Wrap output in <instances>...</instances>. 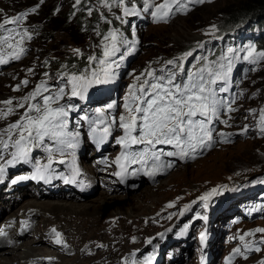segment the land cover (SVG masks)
I'll return each mask as SVG.
<instances>
[{
  "label": "rangeland",
  "instance_id": "374dc122",
  "mask_svg": "<svg viewBox=\"0 0 264 264\" xmlns=\"http://www.w3.org/2000/svg\"><path fill=\"white\" fill-rule=\"evenodd\" d=\"M163 1L153 0V3L159 5ZM236 1L205 0L200 5L192 6L184 14H176L171 18L168 17L165 21L157 22L152 16V12L156 10L155 7H149L146 12L141 13L142 17L138 21L135 9L139 7L140 0H124L123 6H120L118 2L114 3L113 0H108L110 7L105 6L102 0H80L78 4L76 0H0V22L4 18L14 17L23 12L28 13L27 17L22 18L18 24L7 26L11 31L0 29V56L5 59L6 56L11 57L9 56L10 53L18 52L20 47L25 50L17 59L19 60L18 63L15 62L16 64H11L9 69L0 72V101L12 99L15 108L16 103L32 92L41 81L47 82L50 91L58 88L63 81V74L68 73L66 72L68 71L67 65L62 63L85 64L90 62L89 57L98 58L97 53L102 51L105 43L111 42L110 39L105 40L103 33L114 31L119 40L123 39V43L127 44L128 47L115 57V63L113 62L115 67L122 64L127 65L115 86H119L118 92L115 93L113 99L96 100L90 104H84L83 108L88 107L86 110L89 112L90 119L95 118L97 109H104L106 121L112 117L118 119L121 114L126 112L124 103L129 97L130 86L139 83L136 77L140 76L145 69L157 70L164 60L186 49L187 46L200 43L208 36H214L215 32L219 30V23L222 22L225 13H227L226 8L235 4ZM33 8L36 9L35 12L31 11ZM125 8L130 10L128 14L125 13ZM213 26H215L214 29ZM25 29L31 39L28 36H23ZM17 33L21 35H17ZM22 36L23 43H20ZM4 37H10V39L5 41ZM8 44H12L13 47L9 48ZM74 49H79V54L75 53ZM29 69L32 71L30 72ZM45 73L48 75L45 76ZM263 73L264 62L255 67L251 75L243 80L242 84L246 88L247 94L240 101L232 103L231 107L235 109L234 111H228L226 105L225 109L222 110L223 114L221 113L219 118H215L212 128L217 139L204 153H195V156H187L184 159L170 157V161L177 164L164 177L160 178L156 185H146L134 190L119 188L108 191L109 196L119 193L135 195L138 191L146 189H152L155 193L159 192L158 194L162 195L158 197V203L151 211L149 210L148 217L139 220V223H133V225L129 221L121 222L122 215H118L115 219L110 215H104L103 209H95L93 212L96 214L82 213L84 215H78V217L70 214V218L73 219L75 216L79 222L80 220L87 222L105 218L104 226H99L100 229L93 228L95 235L91 230L86 233L79 229V232L78 226H74L76 228L66 231V233L68 232L66 235L72 243L68 238L65 240L62 237L65 232L64 229L57 230L64 241L59 245L49 244L50 247H48L49 245L39 242L41 240L37 239L38 234H44L48 226L54 224L60 228H65L67 225L66 220L63 219L65 216L64 213H55L54 215L49 212L44 214L42 211L39 213V208H35L38 210L36 211L37 216L33 220H36L37 225L29 230V234L27 232V235L23 236V240L25 242L35 240L37 242L34 244V248H40L34 251L24 250L25 247L22 244L17 245L19 247L17 252L21 253L22 259L17 260L18 262L14 261L13 264L26 262V258L24 259L23 256L30 253L41 258L49 257V261L37 260L35 262L37 264H55L57 260L59 261L56 264H60V262L63 264H80L82 262L85 264H102L98 262L101 257L106 259L104 264H124L129 256H132V252L140 246L152 248L156 243L154 237L169 239V248L160 254L159 261L155 264H200L206 246V240L202 242L200 239L202 231L198 230V235L194 237L198 226H196L197 222H193L190 225V233L188 235L183 234L181 238L177 239L174 230L179 228L181 221H176L175 218L181 215L182 211L181 220L191 217L197 207L196 202L200 200L199 197L209 192L215 183L219 181L233 182L237 178L264 168V137L258 136L257 128L250 127L252 130L245 136H237L235 133V131L244 129V123L249 120L248 116L251 115L250 110L264 101ZM24 80L28 81L26 85L22 83ZM18 85L19 88H17ZM109 104H114L115 107L109 109ZM2 108L4 105L0 104V109ZM24 111L23 108H16L8 117L0 119V128L3 130L9 124L20 119ZM224 120H227V124L223 123ZM82 124L83 122L80 125ZM116 127L114 126V128ZM220 133H224V135L222 136ZM229 133L231 135H228ZM15 138L14 134L13 139ZM226 140L229 141L225 143ZM170 148L174 149L173 146ZM12 151L14 149L10 147L5 155L11 156ZM37 152L39 153L36 155ZM34 155H36L34 158L37 161L35 160L36 162L33 163L30 170L32 173L35 172L37 165L42 166L48 163V152L43 147H39L37 151L32 153L31 157ZM59 157L62 158V155L58 153L55 160L57 161ZM65 157L64 161L67 159V156ZM88 161L89 163L84 169L85 173L87 172V175L89 173V177H91L90 172L96 168L97 164L91 166L90 163L93 164V161ZM0 163H4V159H1ZM79 170L82 171V166H79ZM101 171L105 172V169L102 168L99 173H103ZM102 178L107 179L106 176L103 177V174ZM97 184L99 193L92 192L88 199L97 198L101 192L108 190L101 185L106 187L110 185L108 181L102 179H97ZM124 189L131 190V192L129 191L127 194ZM34 197L39 201L47 200L40 195H29L28 198ZM51 198H53V202L72 201L66 196ZM18 200L22 201L21 198ZM77 200L76 203L84 202V199ZM21 204L23 203L18 202V204L13 205L0 217V224L3 222L2 219H6L12 214L18 216L19 220L21 217V226L14 224L19 222L18 218L17 220L15 218V220L7 222L5 227H2L6 230L7 235L0 236V252L4 249V245H7L6 242H15L14 238L11 239L8 235L10 231L16 229L18 232L23 230L22 224L27 226L32 224V212L29 214L24 211L25 207L23 208ZM170 204L171 207H169ZM146 205L147 207L152 206L150 201ZM185 205L190 207L185 209ZM212 215L210 212L208 216L210 223L208 224L215 231L217 240H210L212 251L206 257L210 264H228L229 257H231V264H261L264 261V241H262L264 233L255 232L257 228H264V219L250 221L249 218H246L237 225L229 226L230 223H228L227 218L222 217L217 220L212 219ZM219 228L223 230L221 233H218ZM48 232L54 238L55 234L52 229ZM249 232L253 235L245 236L244 240L240 239V236ZM22 233L26 234V231H21L20 235ZM246 243L252 246V250L244 248ZM70 245L75 250L68 251ZM9 246L5 247L9 250L1 255L12 256V251L16 248ZM59 246H62L63 252ZM255 247H259L261 250L255 251ZM236 248H240L243 255H233V249ZM87 252L91 255H88ZM29 258L31 259V257ZM123 258L125 262L122 260ZM0 264L5 263L0 260Z\"/></svg>",
  "mask_w": 264,
  "mask_h": 264
},
{
  "label": "snow or ice",
  "instance_id": "6c2138e0",
  "mask_svg": "<svg viewBox=\"0 0 264 264\" xmlns=\"http://www.w3.org/2000/svg\"><path fill=\"white\" fill-rule=\"evenodd\" d=\"M79 2L80 0H76L77 4ZM113 2H118L120 6L124 5V0H113ZM199 2H203V0H199ZM102 3L110 7L108 0H102ZM171 3L178 4L179 0H171ZM144 6L145 10L155 7L156 10L152 12V16L157 20L167 18L171 11L170 0H164V3L159 5H155L153 0H144ZM183 7V4H179L177 10H181ZM31 11L35 12L36 9L33 8ZM124 11L126 14L130 12L128 8H125ZM27 15V12H23L14 17L4 18L0 22V29L11 31L7 26L18 24ZM214 28L215 26H213ZM17 35L21 34L17 33ZM23 36H28L31 39L26 29ZM23 36L20 43H23ZM3 39L7 41L10 37ZM109 39L111 48L107 44L105 45V58L115 55V52L118 51L116 32H110L105 37L106 41ZM8 47L12 48L13 45L8 44ZM198 47L202 48L203 44H199ZM24 51V48L20 47L18 52L14 51L10 53V56L13 59H19L20 54ZM193 51L167 60L165 65L158 70L159 74L156 69L148 68L136 77L139 83L130 86L129 97L124 103L126 112L121 114L118 119L112 117L106 121L104 109H97L95 118L89 119L90 135L97 143L105 142L112 134L114 126H118L123 132V135L116 138V143L121 145L123 151L114 161L121 170L115 172L114 175L123 178V174L127 172L126 164H139L140 168L132 170V174H136L138 171L145 170V166L151 162V167L145 171V174L153 176L158 171L172 166V161L165 163L162 157L184 159L190 153H194L197 148L210 146L213 136L211 127L213 121L220 117L222 110L226 107V101L221 93L228 92L233 63L241 57L238 51L234 53V50L229 47L227 52L218 59L209 61L206 56H201L198 58L200 66L194 65L192 69L186 70L184 61L192 56ZM243 51L246 52L242 57L244 61L256 64L264 60V51H257L254 46H249ZM74 52L79 54L80 50L74 49ZM88 59L92 61L96 58L89 57ZM4 63L7 61L0 56V64ZM99 64L105 65L106 60L101 59ZM110 69L111 65H108L101 67L98 71L93 70L90 74H64L67 76L66 83L51 91L47 82L41 81L32 92L16 103L15 108L12 99L0 101V104L4 105V108L0 109V119L8 117L16 108L25 109L20 119L0 130V150H7L10 147L14 149L10 154L11 159L0 163V176H3L8 165H13L18 161L29 162L33 148L43 147L48 152V163L42 166L37 165L35 173L31 177L18 176L12 183L30 178L46 179L50 175L54 152L62 156L66 153L73 156L74 179L75 175L79 174V169L75 167L74 153L80 143V135L78 132L68 130V118L69 114L75 110V106L69 103H60V101L65 96H68L69 99L72 97L83 98L93 86L108 83L114 76ZM29 71L32 70L29 69ZM22 83L26 85L28 81L24 80ZM69 86V91L66 92V87ZM114 107V104L108 105L109 109ZM227 110L234 111L235 109L231 107V103H227ZM223 123L227 124V120H224ZM259 129L261 134H264V108L260 109ZM246 130L247 126L242 131ZM14 134L15 139H13ZM220 135L223 136L224 133H220ZM5 136L7 139L4 138ZM158 145H171L175 150L165 151L162 147L158 148ZM133 146L142 147L134 149ZM2 158V153H0V159ZM59 162L64 163L63 160ZM102 162L106 163V161ZM215 194H219V188L204 193L199 199L206 202ZM171 206L170 204L169 207ZM204 206L207 207V203ZM188 207L190 206L185 205V209ZM181 215H183V211ZM201 218L207 219L206 216ZM187 228L188 225H185L182 234ZM52 232L55 234V242L62 243L61 234L54 228ZM255 232L264 233V228H257ZM6 235L4 229L0 228V236ZM250 235L253 233H245L240 236V239L244 240L245 236ZM200 238L203 242L204 232L200 233ZM244 248L252 250V246L247 243ZM254 250L260 251L261 249L255 247ZM237 254L243 255L240 248L233 249V255ZM148 259L150 258H146L145 264ZM228 264H231V257L228 258ZM261 264H264V261Z\"/></svg>",
  "mask_w": 264,
  "mask_h": 264
},
{
  "label": "bare ground",
  "instance_id": "6f19581e",
  "mask_svg": "<svg viewBox=\"0 0 264 264\" xmlns=\"http://www.w3.org/2000/svg\"><path fill=\"white\" fill-rule=\"evenodd\" d=\"M136 50H137V48H136ZM23 57H25V56H23ZM5 60L7 61V63L0 64V72H4L6 69H9L10 66H12L11 64H13L15 62L16 63L19 62V60L13 59V58L8 57V56H6ZM0 130H2V129L0 128ZM85 131L86 130H82V133H80L79 135L83 137L85 135V133H84ZM84 137L82 138V140L79 143L78 147L75 149V153H74L75 167L79 169V166L80 167L82 166V171L79 170V173L85 179L84 181H85V184H86V188H85L84 192L82 194H80L78 198L69 197V196L65 195L68 192L67 191H64V192H59L57 194L51 193V194L40 195L41 197H44L47 200L39 201L35 197L29 199L28 198L29 195H32V196H39V195L31 194V193H26L28 191L26 190L25 187L22 188V185L16 186L14 188V190H13L14 196L8 195L7 188L9 186V184H8L7 178L22 173L23 170H24V168H25V165L21 166L20 164H18L17 167H13L10 170L5 171L4 174H3V176H0V217L10 207H12L15 204H18V202L23 203L21 205H23L22 206L23 208L25 207L24 208V211L28 212L29 214L32 212V214H31L32 215V217H31L32 224L31 225H28L29 227L26 224H22L24 226L23 230H20V231L16 232V229H14V230L10 231V233H8V235L10 236L11 239L14 238V241L15 242L14 243H11V242L7 243L6 242V244L8 246L11 245V246L15 247L16 249H14L12 251L13 253H12V256L11 257H5V256H3L1 254L2 253L4 254V252H7L9 249H6L5 247L7 245H4L5 246L4 249H2V251L0 252V260L4 261L5 264H10V263L13 264L14 261H17V260L22 259L21 253L20 252H17L18 251L17 248H19V247H17V245H19V244H22L23 247H25V248H23L24 250H33V251L34 250H39L40 247L38 249H35L34 248V244H36L37 241L33 240V241H30V242H25V240H23V236L24 235H27V232L29 234V230L31 228L33 229V227H36V225H37L36 220H33L37 216L36 215V211L38 209H35V208H39V213H40V211H42V212H44V214L46 212L52 213L53 215L55 213H64V216L65 217H63V219L66 220V223H67V225H66L65 228L64 227L63 228H60L59 226H57L55 224L54 225H50V226H48V228H47V230H46V232L44 234H38V236H37V239L39 238L38 240H41V241H39V242H41V244H45V245L48 246L49 244H52V245L53 244L54 245L57 244L55 242V236L53 238L52 234H50L48 232L49 230H51L53 228L56 231L57 230L64 229L65 232L63 233L62 237L65 238V240H67V238H68V240L71 242L70 238L66 235L68 233V232L66 233V231L69 230V229H72V228H76L74 226H78L77 227L78 231L80 229V231H83V232H86V233L89 230H91L92 233H93V231H94L93 228L100 229L101 227L104 226V222H105L104 219L105 218H99V219H97L95 221L92 220L93 222L92 221L83 222V221L80 220V222H81L80 223L78 221V218L76 219L75 216L78 217V215H84L82 213H95V212H93L95 209H103L104 212H105L104 215H110V217H113L114 219L117 218L118 215H122L121 222L129 221V222H131L133 224V223L138 222L139 220H141L143 218L148 217L149 216V214H148L149 210L151 211V209L155 206V204L158 203V201H159V198L158 197L160 195H162V194H158L159 192L155 193V192H153L152 189H146V190H142L141 189L142 191H138V193L135 194V195H126L124 193L123 194L122 193H119V194H115V195L109 196L108 195V191L109 190L114 191V190H117L119 188H127V189L134 190V189L142 188V187H144L146 185L153 186V185H156L160 181V178L164 177V175H166V173H168V171H164V172L158 171L155 175L149 176V175L145 174V171L148 168L151 167V162H149V165H146L145 166V170L138 171L136 174H132V170L133 169L140 168V165L139 164H135V165L126 164L127 172H125V173H126V176L129 177L128 180H127V184H126L128 187H123V186H119V185L115 184L114 183V180L108 181V180H106V178L103 179L102 178V174L105 175L106 171L105 172L101 171V172H103L102 174H97L98 171L102 170L100 168L101 167L100 166L101 163H98L97 166H96V168H93L92 171L90 172V176L91 177H89V173L87 175V172L85 173V169H84L86 167V164L89 163V161H88L89 160V157L88 156H81L80 155V147L84 143ZM38 149L39 148H33L31 153L37 151ZM7 150H0V153H2V156H4L6 154ZM31 153H30V156H29V162H26L27 164H30L32 162V160H34V157L36 156V155H34L33 157H31ZM104 154L105 153L102 150L97 149V151L95 153V155H97V156H95V157H101ZM57 155H58V153H55V152L53 153V160L55 159V157ZM65 156H67L68 159H66V161H64V163H59V162L53 163V166L59 172H63L66 166H70L71 169L73 170V166H72L73 156L71 154H69V153H66ZM114 173H113V178L116 177V175H114ZM141 175H145L146 177H144V178L142 177V179L139 181L137 178L140 177ZM147 176L150 177V181L147 180ZM97 179L98 180L99 179H102L104 181H108L110 183V185L108 187H106L105 185H101L104 189L106 188L108 190L105 191V192H101V195L99 197H97V198L93 197V198H89L88 199L89 195L92 192L99 193V190H98V184L99 183L97 184ZM138 184H140V185H138ZM141 184L143 186H141ZM127 189H124V190H126L125 193L129 194V191L131 192V190H127ZM16 196H18V197H16ZM65 196L67 198H71L72 201L71 200H66V201H64V200L62 201L61 200V201L53 202L52 201L53 198H51V197H65ZM19 198H21L22 201L18 200ZM23 199H25V200H23ZM77 199H84V202H82V203H76L75 201H78ZM149 201H150V203H151L152 206L147 207L146 204ZM159 205H160V203H159ZM70 214L71 215H75L73 219L69 217ZM89 215H91V214H89ZM92 215L94 216V214H92ZM56 217H57V215H56ZM107 217H109V216H107ZM15 218L17 220L18 216H16L15 214H12V215L7 216L6 219L5 218L2 219L3 222H1L0 228H2L3 226L5 227V225L7 224V222L13 221V220H15ZM18 221L19 222L14 223V224H19L20 225L21 224V217H20V220L18 218ZM26 222H27V220H26ZM119 222L120 221H118V223ZM54 223H56V222H54ZM99 226H101V227L99 228ZM4 231L6 232L5 229H4ZM21 231H26V234H23L22 233L20 235V232ZM222 231H223L222 229H220V228L218 229V233H221ZM93 234H91V235H93ZM61 240L64 241V239H61ZM72 245H70L71 247H70V249H68V251H71L73 249L75 250V248ZM48 247H50V245ZM59 249L63 252L62 246H59ZM134 252L135 251L132 252V255H133ZM130 253H129V255H130ZM87 254L88 255H91V253H89V252H87ZM36 255H38V254H36ZM29 257H31V259ZM23 258L24 259L26 258V262H23L22 264H37V263H35L37 260H42V262L49 261V257L48 258L47 257L41 258V257L34 256L31 253L28 254V255H26V256H23ZM38 258H41V259H38ZM131 259H132V256H129V258H128V260L126 262H125V259L124 258L122 260H124V262H125L124 264H131V262H130ZM58 261L59 260H57L56 263ZM50 262H52V260H50ZM98 262H101L102 264H104L106 262L105 257H101V259H99ZM60 264H63V262H60ZM80 264H85V263L82 262Z\"/></svg>",
  "mask_w": 264,
  "mask_h": 264
},
{
  "label": "trees",
  "instance_id": "16d2710c",
  "mask_svg": "<svg viewBox=\"0 0 264 264\" xmlns=\"http://www.w3.org/2000/svg\"><path fill=\"white\" fill-rule=\"evenodd\" d=\"M225 11L227 13H225L222 22L218 25V32H235L239 28L238 26L248 22L250 25L248 26V32H246L253 37L251 41L248 40L246 42L243 50L247 49L249 46H254L257 51H264V0H237L235 4L227 7ZM108 34L109 32L105 31L103 33V37L108 36ZM116 40H119V37H117ZM106 44L107 43H105V45ZM105 45L102 47V51L97 53L98 58H96V60L86 62L85 64H74L73 62H66L62 64L67 65L68 72L71 74H90V68H96L95 64L100 59H105L107 61L112 57H104ZM107 45L109 46V48H111V42H109ZM191 46L192 45H189L187 46V48ZM243 50L241 52V60H243V55L246 54V52ZM208 51L210 50L208 49ZM260 62L263 63L264 60H261Z\"/></svg>",
  "mask_w": 264,
  "mask_h": 264
}]
</instances>
